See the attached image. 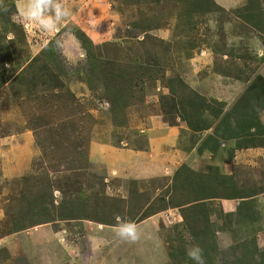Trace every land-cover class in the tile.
<instances>
[{"label": "rangeland", "instance_id": "rangeland-1", "mask_svg": "<svg viewBox=\"0 0 264 264\" xmlns=\"http://www.w3.org/2000/svg\"><path fill=\"white\" fill-rule=\"evenodd\" d=\"M239 1L0 0V264H264V0Z\"/></svg>", "mask_w": 264, "mask_h": 264}, {"label": "clouds", "instance_id": "clouds-1", "mask_svg": "<svg viewBox=\"0 0 264 264\" xmlns=\"http://www.w3.org/2000/svg\"><path fill=\"white\" fill-rule=\"evenodd\" d=\"M34 8H39V4L34 5ZM30 17L35 19L44 30H52L57 22L67 17L70 13L67 9L60 5H56L55 17H43L39 11H31ZM116 235L122 240L134 242L138 238L136 225L131 222H121L120 217H117ZM187 256L194 264H206L203 250L198 246H193L187 249Z\"/></svg>", "mask_w": 264, "mask_h": 264}, {"label": "crops", "instance_id": "crops-1", "mask_svg": "<svg viewBox=\"0 0 264 264\" xmlns=\"http://www.w3.org/2000/svg\"><path fill=\"white\" fill-rule=\"evenodd\" d=\"M242 2H244L245 0H241ZM215 2L219 5V6H221V7H225V8H232V7H236V6H239V5H241V3H240V1L239 0H215ZM109 148H111V147H109ZM254 149H256V148H251V147H248V148H245V150H247V151H250V150H254ZM238 151V150H237ZM255 151V150H254ZM128 152H131V153H133L134 154V156L136 157V158H138L139 157V159L140 158H142L143 156H149V152H145V151H143V150H141V149H139V150H133V149H129L128 150ZM237 153H239V151L237 152ZM248 154H250V153H248ZM91 156H92V159H93V162L95 161V162H99V161H102V162H104L105 164H107L110 168H112L113 166L111 165V159H109V158H111L110 156H105V157H101L99 154H97L96 153V151L93 149V151L91 152ZM138 156V157H137ZM244 160H246V162H248V161H250V158L249 157H245L244 158ZM131 169H130V172H131V174H130V177L131 178H140V177H143L144 176V173L145 172H147V173H149L148 172V170H149V168H151V165H148V163L147 164H144L143 163V165L139 162V163H137L136 164V166H133V165H131ZM134 167H136L137 168V173H140V172H142V174L141 175H136V174H134L133 173V169H134ZM113 169V168H112ZM125 173H127V172H124V174ZM146 226V225H145ZM98 242H100V241H98ZM105 241L104 240H102L101 241V243H104ZM93 250V249H92ZM163 251L165 252V249H163ZM163 257V256H162ZM157 260H158V257H156V256H152V258H151V264H164V263H161V262H157Z\"/></svg>", "mask_w": 264, "mask_h": 264}, {"label": "trees", "instance_id": "trees-1", "mask_svg": "<svg viewBox=\"0 0 264 264\" xmlns=\"http://www.w3.org/2000/svg\"><path fill=\"white\" fill-rule=\"evenodd\" d=\"M250 106H251V105H250ZM245 109H247L246 106H245ZM251 125H252V123H251Z\"/></svg>", "mask_w": 264, "mask_h": 264}]
</instances>
